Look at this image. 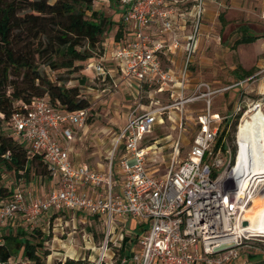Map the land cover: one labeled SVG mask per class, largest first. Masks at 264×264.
I'll use <instances>...</instances> for the list:
<instances>
[{
    "label": "built area",
    "instance_id": "obj_1",
    "mask_svg": "<svg viewBox=\"0 0 264 264\" xmlns=\"http://www.w3.org/2000/svg\"><path fill=\"white\" fill-rule=\"evenodd\" d=\"M118 1L127 35L123 40H114L117 45L111 47L115 67L112 70L107 63L104 47L101 55L88 60L85 69L93 63L96 77L109 78L114 88L135 81L141 90L155 84L161 92L172 80L162 68L161 57L183 48L177 34L182 28L176 24L178 8L166 0ZM204 5V0H194L192 4L196 26L183 37L187 61L194 52ZM260 17L264 19V11ZM183 82L184 77L178 84ZM164 108L130 113L112 145L109 171L100 174L70 158L69 143L74 138L71 127H82L91 115L90 109L59 110L45 97L33 98L28 103L18 101L3 130L25 144L29 155H43L49 179L55 186L46 197H35L23 178L14 177L16 187L0 199V226L18 217L32 226L42 214L69 210L97 215L104 224V238L94 264H105L108 246H116V241L120 246L125 235L133 239L130 257H123L122 264H244L239 250L243 243L264 235L252 233L248 222L242 225L244 210L251 207L260 193L264 195V183H258V177L242 175L235 158L232 165L218 173L222 162L215 159L211 147L225 117L211 113L210 100L206 101V111L198 116V132L187 157L162 176L150 173L144 162L152 146H142V141L151 133ZM119 149L122 154L112 171L113 153ZM37 181L43 183L46 178L37 177ZM130 220L139 232L125 228ZM117 229L119 239L112 243ZM228 242H234V246L214 251ZM24 260L21 264H29Z\"/></svg>",
    "mask_w": 264,
    "mask_h": 264
},
{
    "label": "rangeland",
    "instance_id": "obj_2",
    "mask_svg": "<svg viewBox=\"0 0 264 264\" xmlns=\"http://www.w3.org/2000/svg\"><path fill=\"white\" fill-rule=\"evenodd\" d=\"M166 1L178 8L176 24L182 28L177 30V34L181 37V45L184 48V35L189 34L196 26L192 8L194 0ZM204 2L206 12L200 20L194 52L188 61L183 48L161 57L162 68L172 79L161 92L157 91L155 84L141 90L135 81H131L129 85L121 83L114 88L109 78L96 77L93 63L85 69L88 61L84 69L72 74H64L63 70L50 71L46 66L40 65V70L52 80L62 76L66 78L67 87L78 86L80 94L90 103L91 115L85 124L80 128L71 127L74 138L69 143V149L70 158L74 163H85L95 172L106 174L109 171L112 145L130 113L165 107L157 116L151 133L142 141V146H152L145 155V168L155 176H162L169 169H175L187 157L192 140L198 132V116L206 111V101L210 100L211 113L225 117L221 119L219 128L224 121L227 124L235 122V127L232 128L230 124L226 127L223 138L226 149L217 150L215 144L211 147L214 154L216 153L215 159L222 162L218 173H221L226 165H232L238 153L236 131L241 119L257 106L264 112V39L259 38L252 43L237 46H234V42L240 37V30L244 27L252 34H262L264 20L260 19L259 13L264 9V0ZM118 7L116 0L94 1V8L115 22L121 15ZM117 26L114 24L105 33V48L108 44L113 45L112 48L116 47L114 34ZM112 53L113 50L108 49L106 59L113 70L115 61ZM242 69L250 71L247 77H253L242 84L232 86L247 78H237ZM82 76L85 77L84 82H81ZM182 77L184 82L179 85ZM200 83L207 86H200ZM229 86L231 87L228 89ZM224 88L227 89L223 90ZM238 113L237 120H234ZM121 154L122 149L113 153L112 171ZM13 182L14 174L4 171L0 182L4 194L0 195V198L8 196L7 191L11 183L12 188L16 187ZM26 182L32 195L41 198L46 197L47 192L55 186V182L47 177L43 183L33 177ZM39 190L43 191L40 193ZM33 227L39 228L45 235L42 248V251H45L44 264H62L66 258L97 262L105 228L101 220L69 210L42 214L32 226L18 217L0 226V236L9 231L15 232L18 228L28 233ZM125 228L130 230L129 225ZM119 232L118 229L114 232L112 243L119 239ZM115 243L116 246H108L105 264L117 259V253L113 249L118 247L119 241ZM239 250L244 264H264V235L246 240ZM24 259L19 252L11 257L10 264H21Z\"/></svg>",
    "mask_w": 264,
    "mask_h": 264
},
{
    "label": "trees",
    "instance_id": "obj_3",
    "mask_svg": "<svg viewBox=\"0 0 264 264\" xmlns=\"http://www.w3.org/2000/svg\"><path fill=\"white\" fill-rule=\"evenodd\" d=\"M94 1L0 0V182L4 171L12 172L14 177L23 178L24 181H28L30 177L50 176L42 154L29 155L25 144L3 130L18 101L28 103L33 98L45 97L52 107L59 110L90 109L89 101L80 94L78 86L67 87L66 78L62 76L52 80L40 70V65L46 66L50 71L63 70L64 74H72L84 69L89 59L102 54L105 33L114 24L118 25L114 40L125 38L127 30L121 21V15L115 22L94 8ZM116 2L121 14L119 1ZM240 32L234 46L264 39V31L261 35H255L244 27ZM248 75L250 71L242 69L237 78L244 79ZM84 81L85 77L82 76L81 82ZM238 116L239 113L234 120ZM228 124L235 127L234 121ZM228 124L224 121L219 128L215 149H226L223 138ZM2 188L0 187L1 195L4 194ZM93 218L101 220L97 215H93ZM2 239L0 264H8L9 259L19 252L29 264H44L45 251L42 248L45 235L39 228L33 227L28 233L18 228L15 232L9 231L3 235ZM132 239L125 235L121 245L114 247L117 259L111 264H122L123 257L129 259ZM62 264L94 262L66 258Z\"/></svg>",
    "mask_w": 264,
    "mask_h": 264
},
{
    "label": "bare ground",
    "instance_id": "obj_4",
    "mask_svg": "<svg viewBox=\"0 0 264 264\" xmlns=\"http://www.w3.org/2000/svg\"><path fill=\"white\" fill-rule=\"evenodd\" d=\"M236 137L238 139V153L235 160L237 168L242 171V175L258 177V183H264V112L260 107L251 109L241 119ZM244 211L243 219L246 225L248 222L252 233L263 234L264 195L260 193L253 200L251 207Z\"/></svg>",
    "mask_w": 264,
    "mask_h": 264
},
{
    "label": "crops",
    "instance_id": "obj_5",
    "mask_svg": "<svg viewBox=\"0 0 264 264\" xmlns=\"http://www.w3.org/2000/svg\"><path fill=\"white\" fill-rule=\"evenodd\" d=\"M262 11H264V9H262L261 11H260V13H259V17H260V14H261V12ZM204 12H206V9H205V11ZM260 19H262L261 17H260ZM262 20H264V19H262ZM263 42H264V40H263ZM113 45H107V47H106V49L108 50V49H110L111 47H112ZM107 52V51H106ZM40 183V182H39ZM11 186H12V183H11ZM9 187L8 188V196H9V194H10V192L12 191V187ZM41 188V187H40ZM43 191V190H42ZM42 191H40L39 190V192L41 193ZM1 195V194H0ZM7 197V196H6ZM0 199H2V198H0ZM134 221L133 220H130V221H128V223L126 224V225H129V228L131 229V230H134V229H136V230H134V231H139L140 229L139 228H137L136 226H135V222L133 223ZM132 223H133V225H132ZM9 230H10V228H9ZM128 264H131V263H128Z\"/></svg>",
    "mask_w": 264,
    "mask_h": 264
},
{
    "label": "water",
    "instance_id": "obj_6",
    "mask_svg": "<svg viewBox=\"0 0 264 264\" xmlns=\"http://www.w3.org/2000/svg\"><path fill=\"white\" fill-rule=\"evenodd\" d=\"M242 225L245 226L246 222L243 221ZM231 246H234V242L223 243V244H220L219 246L215 247L214 251H218V250H221V249H224V248H227V247H231Z\"/></svg>",
    "mask_w": 264,
    "mask_h": 264
}]
</instances>
